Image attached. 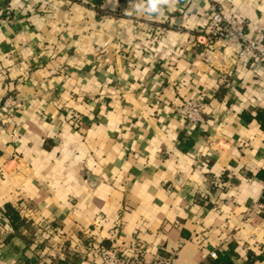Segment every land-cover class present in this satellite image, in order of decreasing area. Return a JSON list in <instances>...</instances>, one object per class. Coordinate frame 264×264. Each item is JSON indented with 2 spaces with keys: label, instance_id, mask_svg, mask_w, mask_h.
I'll use <instances>...</instances> for the list:
<instances>
[{
  "label": "crops",
  "instance_id": "obj_1",
  "mask_svg": "<svg viewBox=\"0 0 264 264\" xmlns=\"http://www.w3.org/2000/svg\"><path fill=\"white\" fill-rule=\"evenodd\" d=\"M208 3L0 0V264H100L99 246L133 245L264 264V72L196 43ZM224 8L264 40V0ZM189 99L202 124L178 118ZM6 206L28 228L14 234Z\"/></svg>",
  "mask_w": 264,
  "mask_h": 264
},
{
  "label": "built area",
  "instance_id": "obj_2",
  "mask_svg": "<svg viewBox=\"0 0 264 264\" xmlns=\"http://www.w3.org/2000/svg\"><path fill=\"white\" fill-rule=\"evenodd\" d=\"M206 24L202 33L196 38V43L202 46H211L221 41L227 46H233V59L237 63L253 62L259 64L264 72V40L262 36L249 39L244 32L243 21H238L228 15L224 5L231 0H208ZM224 3V5H223ZM16 98L9 97L5 108L18 106ZM203 104L198 100H184L177 109L178 118L186 123L197 125L203 123ZM97 253L100 264H172V255L156 256L146 260V250L141 245H133L128 251H120L113 246H99ZM211 259L217 257L216 252L210 253Z\"/></svg>",
  "mask_w": 264,
  "mask_h": 264
},
{
  "label": "trees",
  "instance_id": "obj_3",
  "mask_svg": "<svg viewBox=\"0 0 264 264\" xmlns=\"http://www.w3.org/2000/svg\"><path fill=\"white\" fill-rule=\"evenodd\" d=\"M254 119L259 123L260 127L264 129V109L258 110L254 116ZM256 177L258 179L264 180V168L256 174ZM260 204L263 208L262 216H264V189L260 198ZM4 216L12 227L14 234H17L19 228L21 227L28 228L24 224V220L20 218L17 211L14 210L12 207H5ZM256 259L260 260L261 257H256ZM212 264H232V261L230 260L227 254H218L217 257L213 259Z\"/></svg>",
  "mask_w": 264,
  "mask_h": 264
},
{
  "label": "clouds",
  "instance_id": "obj_4",
  "mask_svg": "<svg viewBox=\"0 0 264 264\" xmlns=\"http://www.w3.org/2000/svg\"><path fill=\"white\" fill-rule=\"evenodd\" d=\"M169 3V0H147V4L142 2V0H133L132 9L137 12H147V13H158L161 11L163 5Z\"/></svg>",
  "mask_w": 264,
  "mask_h": 264
}]
</instances>
